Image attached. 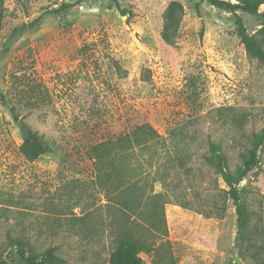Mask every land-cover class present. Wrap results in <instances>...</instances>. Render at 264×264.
<instances>
[{"label":"rangeland","instance_id":"1","mask_svg":"<svg viewBox=\"0 0 264 264\" xmlns=\"http://www.w3.org/2000/svg\"><path fill=\"white\" fill-rule=\"evenodd\" d=\"M173 1L183 10L166 41ZM256 1L262 3L253 13L208 0H4L0 260L25 264L8 241L12 235L28 239L37 252L56 247L62 264H110L126 220L107 195L92 146L149 123L166 146L160 156L135 151L134 159L145 162L142 176L133 178H141L145 193L141 214L130 222L144 241L142 258L147 264H256L238 253L236 202L205 161L212 141L237 168L253 135L264 130V0ZM235 14L260 42L259 55L241 42ZM32 84L42 91L31 97ZM24 124L46 144L35 161L20 150ZM258 158L238 188L264 256V141ZM157 193L165 202V231L148 214Z\"/></svg>","mask_w":264,"mask_h":264},{"label":"trees","instance_id":"2","mask_svg":"<svg viewBox=\"0 0 264 264\" xmlns=\"http://www.w3.org/2000/svg\"><path fill=\"white\" fill-rule=\"evenodd\" d=\"M213 5L225 7L232 11L243 9L256 13L262 2L256 0H237L233 4L224 0H208ZM4 0H0V17ZM66 6H63L65 8ZM122 14H128V10L118 5ZM183 6L178 1H173L166 12V25L163 31V38L171 41V22L175 23L174 29L179 24L180 13ZM235 23L238 27L241 42L250 54L259 55L261 51L260 42L255 35L247 33L242 17L235 14ZM44 15L39 16L30 24L20 26L15 33H23L28 27L40 22ZM264 31V26L262 28ZM260 30V31H262ZM38 88V89H37ZM41 86L32 84L28 96L40 94ZM42 93V92H41ZM23 142L20 147L22 155L29 161H35L46 151V144L40 135L32 128L23 125ZM264 141V130L253 135L252 144L241 154V164L235 169H231L228 164V157L219 143L210 142L209 153L205 156V161L214 171L219 174L227 186L226 193L236 202L238 231L236 237V247L241 257H250L256 264H264L262 256V246L257 244V237L250 226V219L245 204L241 201L239 184L247 177L248 172L258 161V150ZM165 138L149 123L135 125L132 129L115 138H109L92 146L96 158V165L103 173L101 178L107 189V195L111 201L116 203V209L120 216L126 220L121 226L117 238V245L109 256L110 264H147L140 253L144 249V241L133 230L130 222L132 215L141 214L139 206L144 192V185L139 184V179H134V175L143 174L144 162L134 159L135 151L140 150L141 155L151 151V156H160V152L165 148ZM133 157V160H132ZM153 158L151 157V160ZM147 165H151L150 160H146ZM139 171V172H138ZM110 194V196H109ZM163 194H153L150 199L152 206L148 214L155 219L153 227L157 231H165L164 204L161 202ZM187 206V204H184ZM264 239V238H263ZM8 241L12 246L17 247L19 254L23 257L25 264H62L64 258L57 254L56 247L51 246L42 252L34 250L31 242L22 237L9 235ZM0 264H8L5 260H0Z\"/></svg>","mask_w":264,"mask_h":264}]
</instances>
